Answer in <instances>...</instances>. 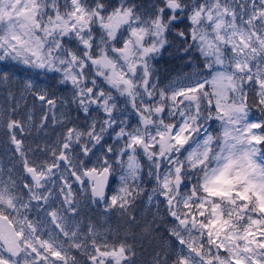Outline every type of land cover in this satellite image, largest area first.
<instances>
[{"label":"snow or ice","instance_id":"snow-or-ice-1","mask_svg":"<svg viewBox=\"0 0 264 264\" xmlns=\"http://www.w3.org/2000/svg\"><path fill=\"white\" fill-rule=\"evenodd\" d=\"M0 264H264V0H0Z\"/></svg>","mask_w":264,"mask_h":264}]
</instances>
